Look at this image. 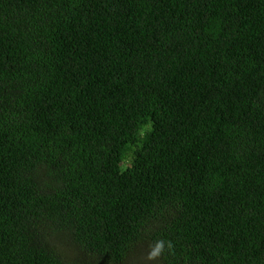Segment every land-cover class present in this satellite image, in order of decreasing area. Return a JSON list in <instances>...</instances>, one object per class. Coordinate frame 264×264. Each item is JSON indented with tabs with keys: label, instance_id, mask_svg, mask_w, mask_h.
Masks as SVG:
<instances>
[{
	"label": "trees",
	"instance_id": "1",
	"mask_svg": "<svg viewBox=\"0 0 264 264\" xmlns=\"http://www.w3.org/2000/svg\"><path fill=\"white\" fill-rule=\"evenodd\" d=\"M0 264H264V0H0Z\"/></svg>",
	"mask_w": 264,
	"mask_h": 264
},
{
	"label": "clouds",
	"instance_id": "2",
	"mask_svg": "<svg viewBox=\"0 0 264 264\" xmlns=\"http://www.w3.org/2000/svg\"><path fill=\"white\" fill-rule=\"evenodd\" d=\"M165 246H167L168 250H171L172 248V244L170 242L167 243V245H165V242L163 241L158 242L156 248L151 253V258L160 256L165 251Z\"/></svg>",
	"mask_w": 264,
	"mask_h": 264
}]
</instances>
